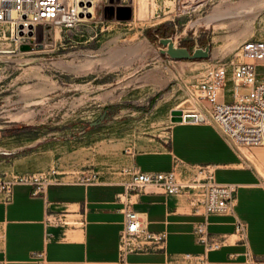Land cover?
<instances>
[{"label": "rangeland", "instance_id": "rangeland-1", "mask_svg": "<svg viewBox=\"0 0 264 264\" xmlns=\"http://www.w3.org/2000/svg\"><path fill=\"white\" fill-rule=\"evenodd\" d=\"M245 2L261 6L249 17L232 12L225 20H209L221 9L244 10ZM173 5L174 0H97L93 17L71 29L46 23L29 41L0 40V157L30 154L32 163L48 164L37 171L56 169L58 178L97 173L98 179H112L128 148H146L149 138L165 137L169 110L178 103L174 91L190 90L186 97L193 100V82L211 66L239 60L241 43L264 38V0H216L191 16L197 18L194 26L187 25L188 15L173 18ZM154 26L191 47L209 40L211 56L173 59L161 53L160 37L150 32ZM104 110L109 112L102 123L91 124ZM8 124L13 127H2ZM10 140L19 147L2 150ZM241 150L251 155L248 147Z\"/></svg>", "mask_w": 264, "mask_h": 264}, {"label": "crops", "instance_id": "crops-1", "mask_svg": "<svg viewBox=\"0 0 264 264\" xmlns=\"http://www.w3.org/2000/svg\"><path fill=\"white\" fill-rule=\"evenodd\" d=\"M227 89L221 91V100L232 99ZM189 91L173 92L178 103L169 110L171 124L165 137L149 138L146 148L134 145L132 152L120 157L122 170L114 178L86 183L62 176L37 194L33 185L16 183L9 198L0 190V259L6 264H121L119 234L124 214L118 195L131 169L165 171L179 158L187 163L215 164L218 181L238 185L234 212L208 215L210 233L226 235L227 241L206 250L193 231L203 216L192 212L188 198L148 189L132 194V206L150 230L168 232L167 242L164 248L130 252L127 264H248L247 250L264 261V145L248 147L249 155L236 149L211 121H172L174 108L188 112L206 106L205 100H189ZM18 147V142L10 140L1 148L12 151ZM32 159L30 154L0 157V175L11 177L48 167ZM61 212L73 224L48 221L50 214ZM237 219L246 223L245 240L235 233Z\"/></svg>", "mask_w": 264, "mask_h": 264}, {"label": "built area", "instance_id": "built-area-1", "mask_svg": "<svg viewBox=\"0 0 264 264\" xmlns=\"http://www.w3.org/2000/svg\"><path fill=\"white\" fill-rule=\"evenodd\" d=\"M216 0H174L169 9L173 18L190 16L187 25L194 26L192 15L204 12ZM93 0H0V40L11 42L29 41L36 36L41 24L51 23L71 29L78 23L89 20L93 13L89 5ZM241 58L237 61L222 62L211 66L207 72L193 83L195 91L192 99L200 98L210 103L202 105L201 111H183L182 121H211L227 140L239 151L242 147L264 145V38L245 40L240 45ZM232 80V84L228 82ZM228 88L232 93L229 101L221 100V91ZM227 89V90H228ZM128 152H132L128 148ZM58 171H28L7 177L0 175V190L10 197L12 186L27 183L34 186L33 193H43L47 185L56 180ZM130 178L124 182V191L118 195L122 201L123 225L119 234V261L127 264L130 252H145L164 248L167 242L166 230L152 231L132 204V194L146 190L161 191L166 194L185 196L191 210L203 216L196 222L194 233L205 249L219 248L227 236H216L208 230L209 214L233 213L238 185L220 182L215 177V164L187 163L175 158L173 166L165 171H142L133 168ZM97 173L82 177L86 183L95 182ZM48 221L69 225L73 220L63 212L50 214ZM235 233L241 240L246 237V223L235 222ZM190 254H187L189 256ZM248 264H264L250 251H246ZM0 264H6L0 259Z\"/></svg>", "mask_w": 264, "mask_h": 264}, {"label": "water", "instance_id": "water-1", "mask_svg": "<svg viewBox=\"0 0 264 264\" xmlns=\"http://www.w3.org/2000/svg\"><path fill=\"white\" fill-rule=\"evenodd\" d=\"M158 26L152 27V31H154ZM193 26H189L186 31H190ZM157 47L161 53L173 58V59H199V58H207L211 56V43H208L206 47H195L190 50L187 46H181L179 43V36H173L169 34L166 37H160L157 40ZM106 111L102 114L100 120H96L91 122V124H100L105 118ZM171 119L174 122L183 120V110L181 108H174L171 111ZM4 128H12V124L3 125Z\"/></svg>", "mask_w": 264, "mask_h": 264}, {"label": "bare ground", "instance_id": "bare-ground-1", "mask_svg": "<svg viewBox=\"0 0 264 264\" xmlns=\"http://www.w3.org/2000/svg\"><path fill=\"white\" fill-rule=\"evenodd\" d=\"M96 1L97 0H93L92 5H89V11H91L93 14H94V10H95V3H96ZM260 6L253 5L250 2H245V4L242 5V7H244V10H240V11L235 10V11H232V10H230V8L223 9V10L221 9V10L216 11L214 14L210 15L209 20L210 21L225 20V19H227L230 16V13H232V12H237L239 14V15L236 14L238 18H240L242 16L249 17V16L254 15L255 14L254 13V9L256 7H260ZM233 15H234V13H233ZM230 22L231 23L234 22V19H233V21H230ZM56 36H57V34L55 35V37Z\"/></svg>", "mask_w": 264, "mask_h": 264}, {"label": "flooded vegetation", "instance_id": "flooded-vegetation-1", "mask_svg": "<svg viewBox=\"0 0 264 264\" xmlns=\"http://www.w3.org/2000/svg\"><path fill=\"white\" fill-rule=\"evenodd\" d=\"M152 36H154L155 40H157L159 37H166L168 35V31L164 29V27L162 26H158L154 31H152V29L150 30ZM209 43V40H202L200 43H198L197 45L193 46L194 48L195 47H206V45ZM181 46H187L190 50L193 49V47H191L190 44H187V43H181L180 44ZM212 47V45H211ZM106 110H104L105 112ZM103 112V113H104ZM108 111H106L105 113V118L108 116ZM101 116L99 117V120H100ZM104 120V119H103Z\"/></svg>", "mask_w": 264, "mask_h": 264}, {"label": "trees", "instance_id": "trees-1", "mask_svg": "<svg viewBox=\"0 0 264 264\" xmlns=\"http://www.w3.org/2000/svg\"><path fill=\"white\" fill-rule=\"evenodd\" d=\"M154 100H155V98H154V99L152 98V99H151V103H153ZM146 111H149V110H146Z\"/></svg>", "mask_w": 264, "mask_h": 264}]
</instances>
